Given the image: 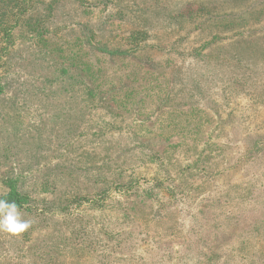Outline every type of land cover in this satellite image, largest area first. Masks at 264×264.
Wrapping results in <instances>:
<instances>
[{"label":"rangeland","instance_id":"rangeland-1","mask_svg":"<svg viewBox=\"0 0 264 264\" xmlns=\"http://www.w3.org/2000/svg\"><path fill=\"white\" fill-rule=\"evenodd\" d=\"M88 4L1 56L0 264H264V0Z\"/></svg>","mask_w":264,"mask_h":264},{"label":"trees","instance_id":"trees-1","mask_svg":"<svg viewBox=\"0 0 264 264\" xmlns=\"http://www.w3.org/2000/svg\"><path fill=\"white\" fill-rule=\"evenodd\" d=\"M57 0H0V95L4 94L6 84L2 81L1 73L6 62H2L3 53L8 54L10 47L14 46L17 40H37V45L46 42L45 30L47 29L48 16L54 12V5ZM83 1V0H82ZM89 6H105L108 0H84ZM38 5H42L39 7ZM17 30H14L16 29ZM23 35L26 37H23ZM95 37V36H94ZM93 37V38H94ZM34 44V43H33ZM96 44V41L95 43ZM39 55L49 54L45 48L39 50ZM52 67V65H51ZM84 71V70H83ZM56 72V71H54ZM82 95L91 96L92 88L85 84L81 87ZM65 89V88H64ZM74 93L71 92L69 95ZM102 94V93H101ZM114 114V112H111ZM7 190L1 194L9 202L14 201L18 208L24 207L27 196L20 192L14 180L5 181Z\"/></svg>","mask_w":264,"mask_h":264},{"label":"clouds","instance_id":"clouds-1","mask_svg":"<svg viewBox=\"0 0 264 264\" xmlns=\"http://www.w3.org/2000/svg\"><path fill=\"white\" fill-rule=\"evenodd\" d=\"M32 223V220L22 219L14 201L9 202L4 198H0V232L18 235L27 230Z\"/></svg>","mask_w":264,"mask_h":264}]
</instances>
